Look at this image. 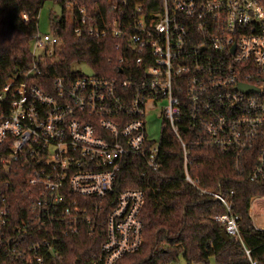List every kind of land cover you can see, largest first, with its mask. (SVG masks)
Masks as SVG:
<instances>
[{"label":"built area","instance_id":"1","mask_svg":"<svg viewBox=\"0 0 264 264\" xmlns=\"http://www.w3.org/2000/svg\"><path fill=\"white\" fill-rule=\"evenodd\" d=\"M125 7L115 5L119 18L96 26L85 7L65 2L76 37L110 34L119 41L121 79L99 78L88 66L91 74L47 79L44 69L57 60L60 39L38 30L30 66L0 91V258L8 264H59L61 235L91 236L100 227L104 243L93 264H118L137 253L145 194L120 191L119 176L128 158L157 173L164 130L182 148L185 181L202 193L188 172L186 128L195 135L192 146L232 154L236 168L246 154L258 153L249 179L264 181V0H162L158 12ZM21 18L30 20L26 13ZM155 110L157 141L146 122ZM18 173L37 198L23 220L14 219L9 201ZM214 197L226 209L215 221L256 264L231 203Z\"/></svg>","mask_w":264,"mask_h":264},{"label":"trees","instance_id":"2","mask_svg":"<svg viewBox=\"0 0 264 264\" xmlns=\"http://www.w3.org/2000/svg\"><path fill=\"white\" fill-rule=\"evenodd\" d=\"M74 1L86 8L96 26L108 25L119 18V13L111 11L115 5L119 9V5L123 8L125 3L127 12L136 6L148 12H158L162 8V0ZM51 2L63 11V15L50 14V32L59 37L60 46L56 50L57 60L44 69L45 77L75 79L82 74L74 71V67L86 65L99 78L121 79L119 50H116L119 41L110 34L100 40L86 33L76 37V25L66 21V0ZM44 4L43 0H0V91L13 75L30 66L32 42L39 30L36 18ZM23 13L29 15L28 23L23 22ZM123 71L125 75V69ZM183 134L190 152L189 175L207 193L185 181L183 151L170 130H164L162 135L157 173L148 171L138 159H126L118 186L120 191L142 190L145 194L141 216L144 242L137 253L126 256L118 264H179L181 258L186 264H252L240 243L232 238L228 242L224 240V227L215 218L225 214L226 209L214 195L231 203L251 261L264 264V230L256 229L250 216L253 201L264 198V181L254 183L249 179L258 153L246 154L236 168L232 154L221 153L215 148L194 147L195 135L188 128ZM17 175L12 182L9 201L14 219L23 220L28 207L37 198L27 186L24 175ZM109 211L110 204L100 214L102 221ZM101 232L100 227L91 236L85 232L78 236L61 235L59 264H93L104 243ZM0 264L8 263L0 258Z\"/></svg>","mask_w":264,"mask_h":264},{"label":"rangeland","instance_id":"3","mask_svg":"<svg viewBox=\"0 0 264 264\" xmlns=\"http://www.w3.org/2000/svg\"><path fill=\"white\" fill-rule=\"evenodd\" d=\"M54 16H61V9L55 5L53 2H45L42 9L40 10L38 16L39 22V31L41 34H49L50 33V14ZM41 53V51L39 52ZM74 71L82 72L83 74H91L89 68L85 65L74 67ZM159 110L153 111L146 119L147 122V132L148 136L152 140H159L161 136V120H158L156 117L158 115ZM179 264H186L184 260L181 258Z\"/></svg>","mask_w":264,"mask_h":264},{"label":"crops","instance_id":"4","mask_svg":"<svg viewBox=\"0 0 264 264\" xmlns=\"http://www.w3.org/2000/svg\"><path fill=\"white\" fill-rule=\"evenodd\" d=\"M250 216L256 227L264 229V198L253 201L250 208Z\"/></svg>","mask_w":264,"mask_h":264},{"label":"water","instance_id":"5","mask_svg":"<svg viewBox=\"0 0 264 264\" xmlns=\"http://www.w3.org/2000/svg\"><path fill=\"white\" fill-rule=\"evenodd\" d=\"M243 89L246 90V92L252 91V89L251 88H248V87H243ZM222 236H223V238H224L225 241L228 242L230 240V238L227 236V234L225 232L222 234Z\"/></svg>","mask_w":264,"mask_h":264}]
</instances>
